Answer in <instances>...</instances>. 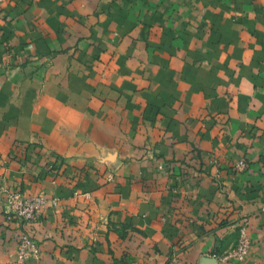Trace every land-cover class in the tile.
<instances>
[{
    "label": "crops",
    "instance_id": "1",
    "mask_svg": "<svg viewBox=\"0 0 264 264\" xmlns=\"http://www.w3.org/2000/svg\"><path fill=\"white\" fill-rule=\"evenodd\" d=\"M14 189L23 264H264V0H0V264Z\"/></svg>",
    "mask_w": 264,
    "mask_h": 264
},
{
    "label": "built area",
    "instance_id": "2",
    "mask_svg": "<svg viewBox=\"0 0 264 264\" xmlns=\"http://www.w3.org/2000/svg\"><path fill=\"white\" fill-rule=\"evenodd\" d=\"M244 160H238L233 164L237 171L245 169ZM49 200L42 194L25 195L20 190H6L3 210L8 219H16L21 223L22 230L17 236L16 263L23 264L29 258L39 259L41 248L38 241L32 236L30 226L39 220L42 208ZM55 197L50 199L55 204ZM250 249V238L246 226L241 225L238 230L237 240L234 246L221 254H213V257L221 262L230 260L243 261Z\"/></svg>",
    "mask_w": 264,
    "mask_h": 264
}]
</instances>
